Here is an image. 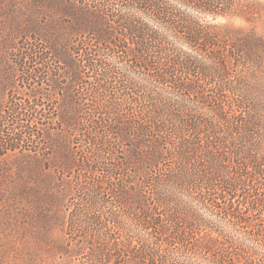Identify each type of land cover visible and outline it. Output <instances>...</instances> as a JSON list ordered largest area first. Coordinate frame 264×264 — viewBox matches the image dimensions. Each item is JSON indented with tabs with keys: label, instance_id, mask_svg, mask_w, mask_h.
<instances>
[{
	"label": "trees",
	"instance_id": "1",
	"mask_svg": "<svg viewBox=\"0 0 264 264\" xmlns=\"http://www.w3.org/2000/svg\"><path fill=\"white\" fill-rule=\"evenodd\" d=\"M49 1L52 19L13 56L29 103L0 121L2 146L34 140L61 174L27 177L51 214L40 217L52 227V205L72 199L48 253L58 264H264V0ZM73 173L84 180L69 191Z\"/></svg>",
	"mask_w": 264,
	"mask_h": 264
},
{
	"label": "rangeland",
	"instance_id": "2",
	"mask_svg": "<svg viewBox=\"0 0 264 264\" xmlns=\"http://www.w3.org/2000/svg\"><path fill=\"white\" fill-rule=\"evenodd\" d=\"M52 15L54 10L49 0H0V121L1 116H9L12 108H21L20 104L25 106L30 100L28 97L30 86L19 82L17 79L19 72L13 62L17 47L23 40L21 36L26 33L31 34L36 27L48 24ZM202 20L214 25L244 26L238 19L202 17ZM39 88L50 91L47 84ZM52 98L54 99H50L52 101L49 103L45 101L42 110H47L51 104L58 103V96L53 95ZM46 110L42 112L47 113ZM21 112L29 115L24 109ZM4 127L12 133L19 130L11 122H7ZM13 129L17 130L14 132ZM74 141L78 143L79 148L86 144L81 140L74 139ZM42 148L38 142L27 138L19 142L15 149L0 144V264L60 263L58 256L48 253L46 239L50 234L53 238L63 235L64 222L68 215L66 205H70L72 199L66 197L59 205H52V210L58 215L52 227L40 217L46 212L47 219H50L51 214L49 215L47 212L49 208L44 207L43 202L35 200L37 195L31 191L35 187L27 177H31L33 171L39 168V171L50 174V178L56 182L61 181V174L45 166L47 162L42 158L47 150ZM49 156L48 154L47 157ZM35 159L39 162H35ZM80 179L84 180L80 174H74L72 179L69 178V191L70 186L76 189V183H79ZM24 186L27 192L21 197L19 187ZM62 187V191L67 189L65 184H62Z\"/></svg>",
	"mask_w": 264,
	"mask_h": 264
}]
</instances>
